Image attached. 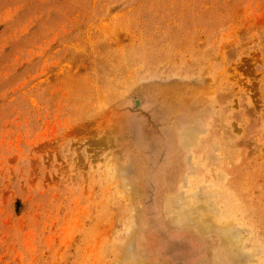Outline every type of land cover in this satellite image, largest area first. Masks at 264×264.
Returning a JSON list of instances; mask_svg holds the SVG:
<instances>
[{
	"label": "rangeland",
	"instance_id": "rangeland-1",
	"mask_svg": "<svg viewBox=\"0 0 264 264\" xmlns=\"http://www.w3.org/2000/svg\"><path fill=\"white\" fill-rule=\"evenodd\" d=\"M0 264H264V0H0Z\"/></svg>",
	"mask_w": 264,
	"mask_h": 264
}]
</instances>
